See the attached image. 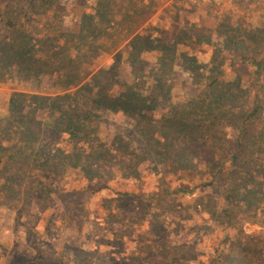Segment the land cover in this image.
<instances>
[{"label": "rangeland", "instance_id": "1", "mask_svg": "<svg viewBox=\"0 0 264 264\" xmlns=\"http://www.w3.org/2000/svg\"><path fill=\"white\" fill-rule=\"evenodd\" d=\"M96 2L62 0L63 28L75 30ZM115 4L133 12L138 32L158 43L133 62L125 41L82 64L89 72L82 83L91 89L76 97L78 107L102 102L94 105L86 129L75 135L58 130L62 109L50 113L39 106L45 156H28L24 141L11 132L15 128L7 127L11 93L54 97L75 88L60 74L0 81V128L10 131L12 143L0 161V264H264V153L247 145L253 154L240 152L237 171L228 175L237 129L254 98L262 105L252 118L254 134L264 126V69L256 76L248 62L264 58V3L225 18L179 13L169 0ZM212 81L238 84L222 107L197 112L208 129L205 142L222 148L218 170L198 164L200 157L189 168L178 167L172 148L158 153L135 116L110 108L113 98L131 88L138 98L151 99L145 103L152 108L144 110L157 125L176 105L218 103L205 89ZM62 105L67 108L68 101ZM154 135L163 141L158 131ZM260 140L253 138L254 144ZM19 149L18 156H9ZM256 187L247 203L244 189Z\"/></svg>", "mask_w": 264, "mask_h": 264}, {"label": "trees", "instance_id": "2", "mask_svg": "<svg viewBox=\"0 0 264 264\" xmlns=\"http://www.w3.org/2000/svg\"><path fill=\"white\" fill-rule=\"evenodd\" d=\"M115 1L97 0L93 11L83 15L75 30L68 31L62 25V17L65 13L62 0H0V81L8 78L38 79L43 74H60L67 85L75 88L73 91L54 97L38 94L24 95L16 91L11 93L7 127L15 128V131L11 132L24 141L23 148L28 150V156H45V150L39 144L43 131L42 123L36 117V109L39 106L47 108L50 113L55 108L62 109L60 119L64 116L63 127H59L57 123L56 126L58 130L68 131L71 135H75L91 125L93 107L96 104H102V102L99 99L96 101L93 99L88 107L82 109L78 107L76 97L91 89L90 83H82L86 73H89L87 68L82 67L83 63L90 64L98 52H114L125 41L129 44L133 62L141 51L153 50L152 44L158 43V39L151 38L150 34L138 32L139 25L137 23L139 20L136 19L135 14L131 12L133 13L131 15L125 9L122 11L120 5L115 4ZM49 13L51 14L49 15ZM237 30L240 33L248 31L241 27H238ZM187 60L194 67L196 62L193 59H184L186 62ZM248 62L254 67L255 75L259 76L264 69V58H252ZM93 75H98V73L95 72ZM214 81L209 83L205 89L214 93L215 97L212 100L217 99L219 105L211 100L206 103L204 99L194 105L191 103H188L187 106L176 105L172 107L168 116L162 117V122L158 121L157 125L144 110L152 108L147 107L145 103L146 101L150 103L151 99L138 98L131 88L113 98L110 108L121 110L126 115L135 116L146 141L151 145H158V153H162V149L166 152L168 147L172 148V162L178 167L189 168L195 164L192 158L200 157L198 164H202L210 170H218L222 163V148L205 142L204 133L208 132V129L199 122L197 112L198 108L201 109L203 106L209 108L214 106L217 109L222 107L228 92H232L234 88L238 87V84L237 82L215 83ZM64 100L68 101L65 109L62 108ZM261 108L260 100L254 98V105L246 113L242 126L237 129V143L230 152L231 164L228 167L230 178L233 176L232 173L237 171L241 158L240 152L248 156H251L254 151L264 153V126L261 127L257 136L254 134L256 125L252 120L261 111ZM155 131H158L163 141L159 137L158 139L155 137ZM8 132L10 131L0 128V161L2 157L6 156L5 151L10 146L9 144H12ZM249 134L251 135L245 145L243 138ZM255 136L263 138L260 140L261 144H254ZM174 140H176V145ZM2 141L7 145L4 146ZM249 141L253 143L250 146ZM247 145L248 147L256 145L258 149L255 147L256 150L247 151ZM20 152H22L21 149L18 152H12L9 156L13 154L18 156ZM252 161L257 165V159L253 158ZM72 164L76 166L77 160ZM259 166L264 171V167ZM89 169L90 166L87 165L86 170L89 171ZM244 191V200L247 203H252L256 197L257 187L255 190L250 188L244 189ZM232 196L234 197L229 192L226 199L230 201L229 198ZM237 264L239 263L237 262Z\"/></svg>", "mask_w": 264, "mask_h": 264}, {"label": "built area", "instance_id": "3", "mask_svg": "<svg viewBox=\"0 0 264 264\" xmlns=\"http://www.w3.org/2000/svg\"><path fill=\"white\" fill-rule=\"evenodd\" d=\"M179 13H197L211 18H225L242 14L264 0H169ZM254 9V8H253Z\"/></svg>", "mask_w": 264, "mask_h": 264}, {"label": "crops", "instance_id": "4", "mask_svg": "<svg viewBox=\"0 0 264 264\" xmlns=\"http://www.w3.org/2000/svg\"><path fill=\"white\" fill-rule=\"evenodd\" d=\"M207 17V16H206ZM209 18H211V17H209ZM45 77V76H44Z\"/></svg>", "mask_w": 264, "mask_h": 264}]
</instances>
